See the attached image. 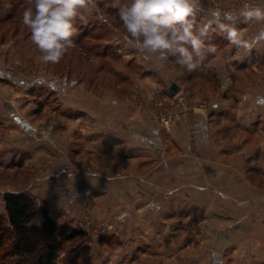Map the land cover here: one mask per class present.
I'll return each mask as SVG.
<instances>
[{
    "label": "crops",
    "instance_id": "0c3cea01",
    "mask_svg": "<svg viewBox=\"0 0 264 264\" xmlns=\"http://www.w3.org/2000/svg\"><path fill=\"white\" fill-rule=\"evenodd\" d=\"M203 5L208 10L198 13V21L235 27L253 44L243 53H264V23L244 22L237 14L246 5L264 7V0H203ZM212 28L210 38L227 39L216 23ZM227 46V58L217 57L229 91L234 81L226 61L238 58V48ZM257 76L264 83V70ZM134 79L131 94L136 96L144 82L141 75ZM61 81L55 91L60 103L48 116L44 110L35 118L38 128L25 114L11 113V119L12 108L0 109V174L6 169L16 180L31 178L32 194L47 202L52 218H80L84 207L76 198L86 195L95 204L92 226L104 222L121 234L136 223L132 232L140 257L132 264H200L188 258L183 219L205 222L192 232L207 233L203 247L212 252L213 264H264V103H256L252 94L236 101L227 92L216 112H191L167 131L124 98L121 87L120 93L99 97L87 92L84 82ZM171 81L181 91V84ZM75 161H86L92 172L67 178L63 169ZM46 163L47 173L37 176Z\"/></svg>",
    "mask_w": 264,
    "mask_h": 264
},
{
    "label": "rangeland",
    "instance_id": "374dc122",
    "mask_svg": "<svg viewBox=\"0 0 264 264\" xmlns=\"http://www.w3.org/2000/svg\"><path fill=\"white\" fill-rule=\"evenodd\" d=\"M121 2L127 3L129 0H121ZM29 6H31L30 0H0V109L7 111L8 108L10 110L12 108L14 112L8 113L11 119L14 114L27 116L36 128L39 123L34 121L35 118L42 117L44 110L48 116V112L55 111L59 105V98L55 91L61 90L63 86L61 80L69 83L84 82V89L99 97H106L110 91L120 93V87L125 86L123 97L133 101L149 115L152 114L158 123L166 127L164 130L167 131L174 129L191 112L203 115H207L210 111L216 112L217 107L221 106L219 102L222 96L227 97V92L230 98L235 97L236 101L245 95L252 94L256 103H264V83H259L257 76L261 70H264L263 52L259 50L254 53L253 51L250 55H246L242 48L235 51L234 55L238 58L226 61L231 68V78L234 81V88H229L227 91L224 84L225 72L219 71L220 62L217 57L225 56L224 54L227 53L229 48L227 39L219 40L216 46L217 40L209 38L207 43L214 45L217 51L207 53L201 67L193 72L181 68L171 57L167 60L156 57L145 59L144 54L128 46L124 41L118 10L112 7V0H98L97 9L91 14H86L85 21L77 20L74 25L77 29L74 49L70 50L59 63L44 64L38 59L39 53L31 42L30 32L22 23L23 12ZM262 47L264 49V44ZM137 56L140 57V62ZM225 57L227 58V55ZM254 62L258 64L259 69L253 67ZM119 69L126 71L125 74L121 72L125 77H115L114 72L108 76L112 70L119 71ZM71 72L72 76L67 75ZM135 75H141L144 82L143 92H139L136 96L131 94ZM65 76L69 78L63 79ZM170 79H175L181 84V91L174 97L168 93L167 89ZM115 81L116 83L113 84ZM205 85L207 87H204ZM89 108L93 107L89 106ZM98 111L104 113L100 107ZM168 118L175 120L174 126L165 125L161 120ZM75 163L83 167L80 171L92 170V166L86 161H75L69 163L63 169V173ZM47 169V163L40 166L36 172L37 176L47 173ZM4 171L3 175L0 174V224H2L0 232L4 231L5 241L0 247V264H15L18 260L16 257L8 255L4 259L1 258L12 243L9 224L6 221L5 196L7 193L25 192L33 196L38 205L47 204V202L42 199L39 191L38 194L34 191L32 194L33 183L27 184L31 178L16 180L10 170L4 169ZM63 175L67 177L65 173ZM35 178L32 180L34 183L38 182ZM67 178L72 179L69 176ZM76 199L77 204L84 207L83 215L80 218L73 215L56 220L61 225H70L71 228L86 233L87 243L92 250L90 264H132V261L140 257V253L135 252V248L139 246L137 236L132 232L138 228L136 223L132 222L133 226L129 225L130 228L124 229L126 232L121 234L104 222L92 226L90 217L95 205L94 199L86 195ZM87 207L91 208V212L86 221ZM100 214L102 216L103 212ZM200 223L205 224L199 219H183L181 222L185 232L184 241L190 251L188 258L197 259L200 264H213L212 252L206 251L203 247L206 244L204 240L207 233L204 232L205 234H201L200 237L192 232L193 227ZM101 237L103 241L100 244ZM76 244L75 241H70L66 250ZM201 244L203 245L200 247ZM198 250L201 251L195 253ZM64 259L63 256L60 257L59 264H64ZM142 260L144 261L145 258ZM193 260L188 259L192 262ZM25 264L29 263L25 262ZM142 264H146L145 261Z\"/></svg>",
    "mask_w": 264,
    "mask_h": 264
},
{
    "label": "clouds",
    "instance_id": "9594fccd",
    "mask_svg": "<svg viewBox=\"0 0 264 264\" xmlns=\"http://www.w3.org/2000/svg\"><path fill=\"white\" fill-rule=\"evenodd\" d=\"M30 4L23 12L22 23L30 32L38 59L56 64L75 48L74 25L97 9L98 0H30ZM112 7L118 10L128 46L144 54L145 59L174 58L188 72L199 69L207 53L217 51L207 43L214 23L238 49L250 51L253 46L235 27L214 20L198 21L203 0H112ZM237 14L244 22L264 23V7L246 5Z\"/></svg>",
    "mask_w": 264,
    "mask_h": 264
},
{
    "label": "trees",
    "instance_id": "16d2710c",
    "mask_svg": "<svg viewBox=\"0 0 264 264\" xmlns=\"http://www.w3.org/2000/svg\"><path fill=\"white\" fill-rule=\"evenodd\" d=\"M217 44L218 42L216 46ZM112 72L115 77H125L121 72L114 70L109 72L108 76ZM72 74L71 72L67 75L72 76ZM67 78L69 77L65 76L63 79ZM78 79L81 80L79 77ZM115 83L116 81L113 82V84ZM121 90H126L125 86L121 87ZM4 206L12 243L1 256L2 259L8 255L16 257L18 260L15 264H25V262L29 264H59L62 256L65 258L64 264L89 263L91 261L92 250L87 243L86 233L71 228L70 225L59 224L55 218L50 216L49 205H38L33 196L22 192L7 193ZM1 226L2 224H0V229ZM0 233L1 247L5 240L4 231ZM70 241H75V244L79 242L66 250ZM102 241L101 237L100 244Z\"/></svg>",
    "mask_w": 264,
    "mask_h": 264
},
{
    "label": "built area",
    "instance_id": "2783aa9c",
    "mask_svg": "<svg viewBox=\"0 0 264 264\" xmlns=\"http://www.w3.org/2000/svg\"><path fill=\"white\" fill-rule=\"evenodd\" d=\"M216 7L218 6L217 4L215 5ZM203 10H208L204 5H203ZM202 108H204V106H201ZM163 116V115H162ZM174 117V116H173ZM165 125H168L170 127L174 126V123H175V120H173V118H168V119H161ZM83 167H80L77 163L75 164H72L71 167H68V169H66L64 171V173L67 175V177H71V178H74L76 176H78L79 174L83 173V172H86V173H91L92 170L91 169H88V170H84L83 171H80ZM87 212H86V215H85V219L86 221L88 220L89 218V214L91 212V208L90 207H87Z\"/></svg>",
    "mask_w": 264,
    "mask_h": 264
},
{
    "label": "water",
    "instance_id": "95a60500",
    "mask_svg": "<svg viewBox=\"0 0 264 264\" xmlns=\"http://www.w3.org/2000/svg\"><path fill=\"white\" fill-rule=\"evenodd\" d=\"M179 91H180L179 85L176 82L171 81L170 82V85H169V88H168L169 94L172 97H174V96H176V95L179 94Z\"/></svg>",
    "mask_w": 264,
    "mask_h": 264
}]
</instances>
